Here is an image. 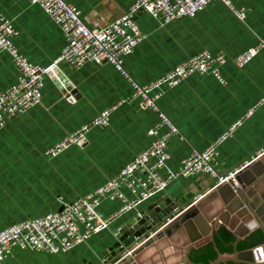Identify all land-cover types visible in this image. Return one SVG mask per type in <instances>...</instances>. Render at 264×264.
Listing matches in <instances>:
<instances>
[{"label":"crops","instance_id":"1","mask_svg":"<svg viewBox=\"0 0 264 264\" xmlns=\"http://www.w3.org/2000/svg\"><path fill=\"white\" fill-rule=\"evenodd\" d=\"M66 1L82 11L88 25L96 26L124 14L135 0ZM232 1L245 12L243 19L221 1L211 2L194 17L165 24L139 12L138 23L146 38L124 58L129 77L108 62H90L79 68L62 63L70 86L60 89L47 78L42 100L9 119L0 130V230L58 211L63 203L93 192L116 176L155 139L148 131L159 121V113L143 108L138 98L115 110L107 125L93 127L84 148L72 146L53 158L45 152L117 100L131 97L133 81L149 84L203 51L223 52L228 60L220 66V77L191 74L167 87L158 100L178 128L169 138L170 159L159 173L164 177L168 169L177 171L193 150H204L240 120L217 146V172H232L264 150V48L243 66L234 61L264 37V0ZM0 14L13 20L17 30L13 41L30 61L47 65L61 54L65 34L41 6L29 0H0ZM17 77L10 54L0 53V89L15 83ZM167 131L165 126L160 134ZM204 177H178L141 208L165 194L197 191L209 181ZM196 181L201 182L197 185ZM122 190L127 198L133 195L126 187ZM122 203L121 199L104 200L98 209L109 216ZM135 212L121 214L107 229L67 252L16 247L4 264H99L114 232Z\"/></svg>","mask_w":264,"mask_h":264},{"label":"built area","instance_id":"2","mask_svg":"<svg viewBox=\"0 0 264 264\" xmlns=\"http://www.w3.org/2000/svg\"><path fill=\"white\" fill-rule=\"evenodd\" d=\"M29 1L41 6L61 27L66 37V44L61 54L49 64L34 63L19 52L13 41V36L17 33L13 20L0 14V53L10 54L18 70L16 82L0 89V130L9 119L24 113L42 100L47 78L60 89H67L70 86L71 82L61 68L62 63L79 68L90 62L95 64L108 62L124 76L129 77L124 66V58L132 54L135 47L146 38V34L138 23L139 12H146L165 24L183 17H194L211 2L221 1L240 18L245 17V12L242 9H237L232 0H135L124 14L105 24L90 26L85 21L82 11L66 0ZM263 48L264 37L259 40L257 45L236 56L234 61L237 65L243 66ZM227 60L228 56L223 52L212 54L203 51L179 62L167 73L149 84L140 85L133 81L134 92L131 97L117 100L94 116L92 121L83 124L48 148L45 155L49 158L58 156L72 146L84 148L88 143L89 131L95 126L107 125L111 114L123 104L131 101L132 98L140 99L143 108L153 109L159 113V121L148 131L149 134L155 136L153 142L133 157L116 176L106 180L93 192L63 203L61 210L1 229L0 264L5 263L16 247L47 251L52 254L67 252L88 240L92 235L107 229L125 212L135 209L137 215L142 217L144 215L140 210L142 204L166 189L178 177L200 174L217 176V146L232 133L241 120L229 127L204 150H193L181 161V166L177 171L168 169L167 175L163 177L159 170L166 167V163L170 159L169 138L178 133V128L170 117L160 109L158 100L167 87L176 86L191 74L213 73L220 77V66ZM165 126L168 127V131L160 134V130ZM263 154L264 150L259 151L253 160ZM249 162L236 168L228 175L219 177L217 184L234 177ZM123 187L128 188L133 195L127 198L123 193ZM203 196V194L200 195V197ZM114 199H121L122 207L115 213L104 216L98 207L104 200ZM161 229L162 227L133 244L110 264H121L125 259L133 256L142 244Z\"/></svg>","mask_w":264,"mask_h":264},{"label":"water","instance_id":"3","mask_svg":"<svg viewBox=\"0 0 264 264\" xmlns=\"http://www.w3.org/2000/svg\"><path fill=\"white\" fill-rule=\"evenodd\" d=\"M229 173L204 175L209 181L199 190L180 191L173 196L165 194L140 208L144 215L140 217L136 211L114 232L99 264L113 263L123 251L161 227L121 264H203L193 262L190 252L214 241V234L222 226L235 235L234 251L219 253L208 264L227 261L264 264V242L251 248L236 249L238 242L254 230L261 229L264 233V154L251 160L234 177L217 184L219 177ZM200 182L196 181L197 185ZM202 194L204 196L200 198Z\"/></svg>","mask_w":264,"mask_h":264},{"label":"trees","instance_id":"4","mask_svg":"<svg viewBox=\"0 0 264 264\" xmlns=\"http://www.w3.org/2000/svg\"><path fill=\"white\" fill-rule=\"evenodd\" d=\"M235 235L227 227L222 226L219 232L214 234V241L208 242L198 248H193L190 252V259L196 263L208 264L215 260L219 253H232L234 251L233 242ZM264 242V233L261 229L254 230L244 240H240L237 244V250L251 248ZM217 264H248L238 263L235 261L220 262Z\"/></svg>","mask_w":264,"mask_h":264},{"label":"bare ground","instance_id":"5","mask_svg":"<svg viewBox=\"0 0 264 264\" xmlns=\"http://www.w3.org/2000/svg\"><path fill=\"white\" fill-rule=\"evenodd\" d=\"M200 198H203V197H200Z\"/></svg>","mask_w":264,"mask_h":264}]
</instances>
